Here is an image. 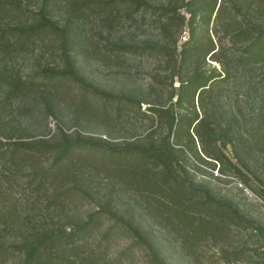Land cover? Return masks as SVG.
<instances>
[{
  "label": "rangeland",
  "instance_id": "rangeland-1",
  "mask_svg": "<svg viewBox=\"0 0 264 264\" xmlns=\"http://www.w3.org/2000/svg\"><path fill=\"white\" fill-rule=\"evenodd\" d=\"M146 1L0 0V264H156L150 247L162 264H264V81L221 78L212 24L190 41L168 0ZM200 71L221 75L208 104L248 184L188 136Z\"/></svg>",
  "mask_w": 264,
  "mask_h": 264
},
{
  "label": "trees",
  "instance_id": "trees-1",
  "mask_svg": "<svg viewBox=\"0 0 264 264\" xmlns=\"http://www.w3.org/2000/svg\"><path fill=\"white\" fill-rule=\"evenodd\" d=\"M132 1L136 9L149 7L146 0ZM172 1L179 4L178 7L180 9L185 8L186 11L181 12L179 8L172 7ZM43 8L40 11L42 15L46 16V14L50 13V9L47 6ZM160 9L162 11L160 14L162 15H166L167 12L169 13L168 23H176L182 26L185 21L188 22L191 33L189 36L190 41L194 38L195 29L199 25L206 23L207 27L209 23L212 24L211 31L216 36V44H214L210 37L213 48L208 52H211L210 56H214L213 60L220 63L223 72L221 78L237 75L241 71L246 79L247 88L250 89L256 88L259 83L264 81V0H168L167 5L161 6ZM213 13L215 14L212 18ZM237 16L240 19H237ZM254 20H257L256 26V21L252 22ZM34 29H36V26ZM226 40L229 43L228 47L222 48L220 45ZM218 54L224 57H219ZM227 65H230V67L228 68ZM50 72L52 74L58 72L61 75V71ZM220 76V74L207 76L203 71L196 74L195 80L198 83V110L196 107H193L190 111L192 115V127H190L193 134L188 133V136L191 142L194 141L193 137L196 138L204 155L213 158L221 166L225 165V163L231 165L233 173L241 182L248 184L246 181L247 175L235 163L231 162L225 152L226 146L231 142L229 128L227 125L222 124L215 115L214 106H210V103H213V101L211 102L210 100L208 104V98L212 93V80ZM209 81L210 83L207 84ZM183 85L184 81H181L180 86L183 87ZM138 110H140L139 107ZM148 110H153L156 115H159L160 112V110L152 107H149ZM179 150L182 151V149ZM124 152L126 153L127 150ZM148 153L157 161L163 162L166 175L173 180V183L177 184L179 174H175L172 169V159H167L162 157L163 154H156L152 151ZM55 158L57 160L56 163L61 160L65 161L62 155L59 154ZM251 188L255 190V188ZM118 222L134 236L135 241L143 240L140 232L131 224L122 219H118ZM146 246L150 247L149 244ZM25 248L24 258L26 261L35 259L40 251V247L35 243ZM150 251L156 259V264H162L155 257L151 247Z\"/></svg>",
  "mask_w": 264,
  "mask_h": 264
}]
</instances>
